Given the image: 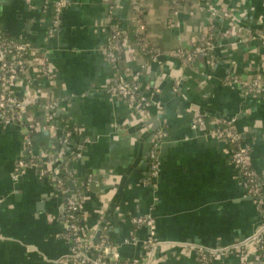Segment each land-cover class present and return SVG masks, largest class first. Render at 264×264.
<instances>
[{
	"label": "crops",
	"instance_id": "obj_1",
	"mask_svg": "<svg viewBox=\"0 0 264 264\" xmlns=\"http://www.w3.org/2000/svg\"><path fill=\"white\" fill-rule=\"evenodd\" d=\"M54 1L0 0V26L30 42L31 61L43 60L49 69L46 75L30 63L16 88L34 98V154L52 157L66 126L75 129L73 145L82 144L81 157L70 164L77 179L72 194L79 196V217L91 240L104 233L121 258L139 264H196L199 246H232L257 232L264 209L247 195L229 146L193 130L191 122L195 106L233 116L251 146L253 165L264 171V95L250 96L225 82L229 72L252 77L264 65V39L255 36L264 31V0H188L176 16L170 0H146L142 32L149 43L164 51L189 48L212 27L216 47L190 65L166 54L151 62L141 74L140 93L155 103L142 115L110 88L117 72L132 78L146 56L130 47L117 70L105 50L115 22L136 30L133 0H69L51 37ZM46 97L58 100V108L45 109ZM161 127L167 134L157 152L160 171L151 179V151ZM24 152L22 127L0 121V264H75L58 187L34 166L14 179ZM147 213L155 218L153 252L144 248L147 227L132 223ZM131 236L137 244L125 243ZM249 253L253 264L262 263L258 252ZM240 263L236 252L213 262Z\"/></svg>",
	"mask_w": 264,
	"mask_h": 264
},
{
	"label": "built area",
	"instance_id": "obj_2",
	"mask_svg": "<svg viewBox=\"0 0 264 264\" xmlns=\"http://www.w3.org/2000/svg\"><path fill=\"white\" fill-rule=\"evenodd\" d=\"M145 1H132L131 22L135 24L137 33H143L142 31L146 29L145 23L142 22ZM170 2L172 12L176 16L181 4L187 3L188 0H170ZM69 4V0L53 2L49 36H55L63 10ZM129 30L120 22H115L111 26L105 48L111 64L119 70L120 60L124 52L130 47L138 49L145 55L146 61L141 70L137 71L132 78H127L117 72L116 81L111 86L110 91L120 96L140 115L145 114L155 103L152 97L140 93L141 74L151 62L157 61L159 56L166 54L180 59L185 65H190L201 54L207 53L212 56V51L216 47V36L212 27L200 34L192 47H180L166 51L151 43L149 44L147 39L132 42L128 37ZM255 36L264 39V31H256ZM30 50V42L7 35L0 26V121L5 125L14 123L22 127L25 150L24 156L19 159L15 167L14 179L22 174L24 168L34 166L38 168L41 174L47 175L50 181L58 187L64 200L63 218L66 224L64 236L72 242L69 255V260L72 263L139 264L137 260L121 258L118 246L104 233H101L97 241H92L87 228L81 222L79 217L81 202L79 196L72 194L73 189L71 187L77 182V179L70 169V164L82 155V144L77 141L73 145L75 129L68 126L63 128L62 144L52 157L44 159L34 154L33 134L38 128L33 111L34 98L30 92L19 95L16 88L18 83L23 81L30 63L37 64L39 70L46 75L49 74V69L43 60L32 62ZM225 82L228 85L238 87L247 95L261 97L264 95V65L262 68H258L252 77H246L237 72H229L225 77ZM43 104L45 109L54 110L58 108L59 101L53 97H46ZM191 128L204 130L207 134L229 146L233 167L239 175L247 195L253 199L258 208L264 209V171L253 165L251 146L245 141L242 130L236 125V119L233 117L228 120L222 117L209 116V114L195 108ZM156 133L157 140L151 151V179L159 174L160 163L157 152L161 140L167 134L162 127ZM50 162L58 165V167L49 171L46 165ZM132 223L135 227H147L148 235L144 242V248L153 252L158 247L155 218L150 213L139 214L132 217ZM104 227L105 229L108 228L107 226ZM138 241L136 236H131L125 240V243L137 244ZM250 251L258 252L262 259L260 264H264V225L251 236L232 246L217 249H206L199 246L196 253V264H213L219 254L226 252L238 253L241 258L240 264H253L249 257ZM111 253L113 255H110Z\"/></svg>",
	"mask_w": 264,
	"mask_h": 264
},
{
	"label": "trees",
	"instance_id": "obj_3",
	"mask_svg": "<svg viewBox=\"0 0 264 264\" xmlns=\"http://www.w3.org/2000/svg\"><path fill=\"white\" fill-rule=\"evenodd\" d=\"M128 37L129 39L132 41V42H135V41H140V40H144V39H147L146 38V34L145 33H137L135 31V29H131L129 30L128 32ZM150 44V43H149ZM67 185H68V180H67Z\"/></svg>",
	"mask_w": 264,
	"mask_h": 264
},
{
	"label": "water",
	"instance_id": "obj_4",
	"mask_svg": "<svg viewBox=\"0 0 264 264\" xmlns=\"http://www.w3.org/2000/svg\"><path fill=\"white\" fill-rule=\"evenodd\" d=\"M156 62V61H155ZM155 62L153 64H155ZM196 109H199L197 106H195ZM203 111V110H202ZM206 112V111H205ZM209 113L210 115L212 116H216V117H222V118H225V119H228L230 120L231 118H233V116H230V115H224V114H220V113H215V112H207ZM71 187L73 188V185H71ZM97 236H99V233L97 234ZM96 240V238H95ZM110 255H113V253H111Z\"/></svg>",
	"mask_w": 264,
	"mask_h": 264
}]
</instances>
